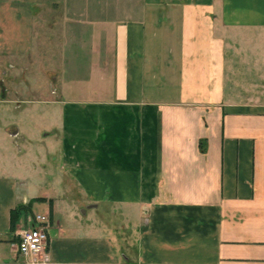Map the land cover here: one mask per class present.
Returning <instances> with one entry per match:
<instances>
[{
  "label": "crops",
  "instance_id": "0c3cea01",
  "mask_svg": "<svg viewBox=\"0 0 264 264\" xmlns=\"http://www.w3.org/2000/svg\"><path fill=\"white\" fill-rule=\"evenodd\" d=\"M55 41L45 134L7 131L52 180L0 173V264L31 201L53 264H264V0H0V100Z\"/></svg>",
  "mask_w": 264,
  "mask_h": 264
},
{
  "label": "rangeland",
  "instance_id": "374dc122",
  "mask_svg": "<svg viewBox=\"0 0 264 264\" xmlns=\"http://www.w3.org/2000/svg\"><path fill=\"white\" fill-rule=\"evenodd\" d=\"M48 44L50 43L48 42ZM49 47V53L53 56L51 57L52 59L50 58L49 60L40 55V58L31 67V73L19 74L20 78L14 79V81L10 80V75L7 77L3 76L7 80L6 83L4 82L5 87L9 89L6 93V100L8 101L0 100V173H4L3 175L7 176L15 175L23 179V184L26 185L21 187V189L27 190L32 197L40 194L41 190L48 188L47 184L52 178L44 175V165L49 166V163L43 161L42 152L40 153L38 150L30 151V144L24 142L21 138L22 136L11 137L10 132L8 135L7 131L13 130L16 125L19 129H22V135L27 134L30 139H32L30 136L42 138L45 134L44 124L46 122L44 123L43 121L45 108L39 104L36 111L34 110L36 105L31 104L28 100L55 98L51 94L53 87L45 71L50 66L51 60L54 62H59L60 60L57 52L59 42L55 41ZM22 77H25V79ZM16 92H19V96ZM16 103H19V105L22 103L23 105L19 107ZM36 115L38 116L35 117ZM45 115L48 114L45 113ZM33 117L37 120H32ZM4 167L8 169L1 171ZM44 207L45 204L40 200L34 202L33 209L35 213L44 212ZM23 215L25 219L22 229L24 230L28 228L30 216L33 217L34 213L29 210L22 213Z\"/></svg>",
  "mask_w": 264,
  "mask_h": 264
},
{
  "label": "built area",
  "instance_id": "2783aa9c",
  "mask_svg": "<svg viewBox=\"0 0 264 264\" xmlns=\"http://www.w3.org/2000/svg\"><path fill=\"white\" fill-rule=\"evenodd\" d=\"M50 216L35 214L19 234L18 253L30 264H53L49 251Z\"/></svg>",
  "mask_w": 264,
  "mask_h": 264
},
{
  "label": "trees",
  "instance_id": "16d2710c",
  "mask_svg": "<svg viewBox=\"0 0 264 264\" xmlns=\"http://www.w3.org/2000/svg\"><path fill=\"white\" fill-rule=\"evenodd\" d=\"M39 200H43V198ZM32 204H33V201L29 202L26 205H19L16 209L12 210L11 212V230L12 231H15L17 222L21 214L24 213L25 211L32 210Z\"/></svg>",
  "mask_w": 264,
  "mask_h": 264
},
{
  "label": "water",
  "instance_id": "95a60500",
  "mask_svg": "<svg viewBox=\"0 0 264 264\" xmlns=\"http://www.w3.org/2000/svg\"><path fill=\"white\" fill-rule=\"evenodd\" d=\"M15 134V133H14Z\"/></svg>",
  "mask_w": 264,
  "mask_h": 264
}]
</instances>
